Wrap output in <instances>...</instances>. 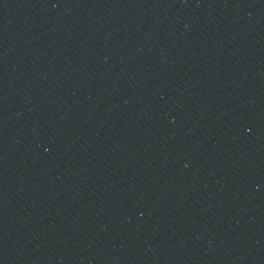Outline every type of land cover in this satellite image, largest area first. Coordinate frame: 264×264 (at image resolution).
<instances>
[{
  "label": "water",
  "instance_id": "95a60500",
  "mask_svg": "<svg viewBox=\"0 0 264 264\" xmlns=\"http://www.w3.org/2000/svg\"><path fill=\"white\" fill-rule=\"evenodd\" d=\"M0 264H264V0H0Z\"/></svg>",
  "mask_w": 264,
  "mask_h": 264
}]
</instances>
